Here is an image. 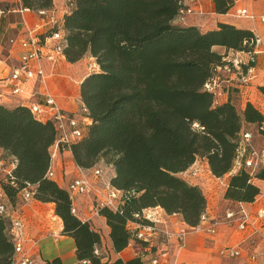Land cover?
<instances>
[{
	"label": "trees",
	"instance_id": "16d2710c",
	"mask_svg": "<svg viewBox=\"0 0 264 264\" xmlns=\"http://www.w3.org/2000/svg\"><path fill=\"white\" fill-rule=\"evenodd\" d=\"M21 2L32 11L54 6L53 0ZM215 3L221 14L233 6L232 0ZM182 4L183 0H72V11L64 20L67 60L76 63L90 55L100 68L81 86L92 124L70 151L76 165L86 169L104 159L115 170L112 184L125 192L117 212L105 209L101 214L116 253L134 240L129 225L138 222L136 215L145 209L161 207L168 215H181L184 227L196 226L207 211V200L198 186L179 174L205 159L215 177H225L233 168L242 134L250 132L245 125L256 126L254 135L264 126L263 113L251 103L243 111L232 101L216 104L215 95L205 90L226 64L227 53L215 48L253 52L254 32L227 24L208 32L176 25ZM248 66L244 63L243 70ZM58 137L55 123L37 118L27 105L0 104V149L16 163L15 186L5 180L1 184L10 204H23L24 190L33 186L35 199L56 205L64 235L75 240L79 261L145 264L142 256L103 263L95 254L101 233L72 214L67 188L47 178ZM254 179L264 181V164L254 175L247 169L231 175L225 199L254 203L262 194ZM10 226L0 215V264L13 262ZM43 264L63 262L55 258Z\"/></svg>",
	"mask_w": 264,
	"mask_h": 264
},
{
	"label": "crops",
	"instance_id": "0c3cea01",
	"mask_svg": "<svg viewBox=\"0 0 264 264\" xmlns=\"http://www.w3.org/2000/svg\"><path fill=\"white\" fill-rule=\"evenodd\" d=\"M53 1V10L62 22V30L66 34L64 20L66 15L72 11V0ZM183 2L193 7L196 13L187 16L183 22L176 18L174 21L176 25L193 26L202 32H208L217 30L222 24H227L239 29L250 30L261 38L262 42L256 49L253 78L248 83H242L222 74L225 80L222 83L221 95L215 96V102L223 104L232 101L241 111L248 103H251L264 115V24L260 20L264 16V0H232V8L222 14L218 13L215 0H197L194 4H189L188 0H183ZM0 7L5 11V14L0 16V27L5 24L4 20L9 21L6 27L9 34L8 42L5 48L0 45V52L7 51L6 56L0 59L2 98L0 104L8 108H15L18 105L44 104L46 96L50 94L64 110L78 113L84 105L81 98V86L90 76L89 66L95 63V59L87 55L76 63H70L65 55L60 56L55 63L43 62L46 74L44 80L36 78L13 82L10 78L11 71L20 64L23 54L21 41L26 37L27 29H31L36 35H41L47 32L48 27L43 26V20L36 11H24L21 0H0ZM241 10H248L255 16V19L240 17L237 12ZM5 15L7 18L2 19ZM215 50L221 54L227 53L228 59L236 56L235 52L227 51L225 48L216 47ZM240 57L245 61L249 59V56L245 54ZM14 87H21L23 93L13 95ZM245 128L252 133L256 131L255 125H245ZM260 138L259 135L254 136L257 146L261 144ZM51 152L53 154L51 165L55 173L53 180L66 188L76 177L78 166L71 151H63L54 145ZM0 156L3 157L2 160L6 166L14 161L12 158H5L1 149ZM6 159H8L7 163ZM195 164L201 169L199 176L186 177L183 173L179 176L201 189L207 200V211L212 218L224 220L228 208L237 210L240 206H244L252 216L264 209V181L256 179L253 181L262 191L254 203H236L225 199L230 174L223 178L215 177L205 159H198ZM0 173L4 172L0 171ZM108 173H110L109 178L115 177L113 167H110ZM74 205L80 220L89 221L92 228L100 233V230L104 231L106 238L102 236V244L98 248L99 253L103 251L110 253L107 257H103L104 262H107L110 257L115 260L121 258L123 261H129L142 256L145 264H149L155 258L159 264H264V241L253 236L250 229L240 231L235 225L226 223L221 224L214 235L190 233L184 242H180L175 238L168 239L165 234H161L146 244L132 241L124 251L116 253L109 236L110 229L106 219L92 217V200L87 196H81L76 198ZM14 209L15 215L19 216L25 225L23 249L35 264H43L55 258H60L63 264H83V261L77 258L75 240L64 235V224L62 219L56 215L54 203H43L32 199L24 201ZM162 212L164 224H161V227L165 232L173 233L185 226L181 215H168L164 210ZM129 228L134 230L136 225L131 223ZM226 247L241 250L242 256L239 258L222 256L221 251ZM253 255L257 256L255 262L249 259Z\"/></svg>",
	"mask_w": 264,
	"mask_h": 264
},
{
	"label": "built area",
	"instance_id": "2783aa9c",
	"mask_svg": "<svg viewBox=\"0 0 264 264\" xmlns=\"http://www.w3.org/2000/svg\"><path fill=\"white\" fill-rule=\"evenodd\" d=\"M196 1L188 0L189 4H194ZM29 10L25 9L24 11ZM36 13L42 18L43 26L48 27V30L46 33L36 35L27 27V35L21 41L23 54L20 64L11 71L10 78L13 82L34 80L36 78L44 80L46 74L42 65L43 62L55 63L60 56H64L67 39L66 34L62 30V22L56 17L54 10L41 9L37 10ZM195 13L196 10L193 7L183 2L177 18L183 22L187 16ZM4 14L5 11L0 7V16ZM237 15L255 19V16L248 10L238 11ZM260 20L264 24V16ZM261 42V38L255 35L254 51L245 54L249 56L247 61L240 57L243 53H236L233 59H225L226 64L224 67L219 68V74L205 85V90L213 93L215 96L221 95L222 83L225 80L222 74L228 75L229 79H237L242 83H248L255 74L256 49ZM244 63L249 64L246 71L243 70ZM89 69L91 72L100 70L96 64L91 65ZM22 93L23 89L21 87H14L12 89L13 95H20ZM1 100L0 94V102ZM28 107L37 118L50 119L55 123L59 132L56 144L61 150H70L74 143L82 140L87 133L88 127L92 124V120L88 115L89 110L85 105L82 106L78 116L74 113L69 114L60 107L55 97L50 94L46 96L44 104H32ZM194 128L202 129L198 124H195ZM258 135L261 137V144L259 146L256 145L254 140V133L246 132L242 134V139L236 150L233 168L229 173L230 175L236 174L243 169L254 173L264 164V126L259 130ZM15 167V161L6 166L2 158H0V171L5 173V182L12 186H15L13 181L15 180L13 176ZM200 173L201 169L196 164L183 172L186 177H197ZM47 178L51 180L55 178L52 165L47 173ZM111 180V178L106 177L104 170L97 165L90 169L78 166L76 177L66 187L72 200V214L77 216L74 201L81 196L92 198L91 212L94 218H103L101 214L105 209L117 212L124 203L125 192L116 188ZM34 195L35 187L29 186L24 190V201L35 199ZM5 199L8 198L3 192L2 187H0V215L11 222L9 234L15 249L12 264H35L23 249L24 222L19 216L15 215L14 207ZM161 211H163L161 207H155L145 209L141 214L136 215L139 221L134 222L136 225L134 229V242L150 243L161 234H165L168 239L175 238L180 242H184L190 233L214 235L223 223L235 225L240 231L250 229L253 236H257L264 241V209L259 210L255 216H252L244 206H240L237 210L228 208L225 212L224 220L212 218L208 211H206L201 215L200 221L196 226L182 227L173 233L165 232L161 228L160 225L163 224L160 215ZM95 254L99 255L98 249L95 250ZM221 255L229 258H239L242 256V251L228 247L221 251ZM249 259L251 262H255L257 261V256H250ZM83 264H90V262L83 261ZM149 264H159V262L155 258Z\"/></svg>",
	"mask_w": 264,
	"mask_h": 264
},
{
	"label": "rangeland",
	"instance_id": "374dc122",
	"mask_svg": "<svg viewBox=\"0 0 264 264\" xmlns=\"http://www.w3.org/2000/svg\"><path fill=\"white\" fill-rule=\"evenodd\" d=\"M7 15H5L2 19H4L5 17H6ZM7 18V17H6ZM1 19V20H2ZM5 24L2 26V27H0V45L1 46H3V48H5V44L8 42V39H9V34L7 33V31H6V27H7V23L9 22L8 21V19H6V20H4L3 21ZM6 53H7V51L6 50H3V51H1L0 52V59H3L2 57H5L6 56ZM94 64H96V63H93L92 65H94ZM97 65V64H96ZM91 66V65H90ZM90 66H89V68H90ZM92 73V72H91ZM61 107V106H60ZM62 108V107H61ZM63 109V108H62ZM64 110V109H63ZM80 110H81V108H80ZM66 111V110H65ZM67 113H69V114H71L72 112H68V111H66ZM80 113V111L78 112V113H74V114H77L76 116H78V114ZM39 119H42V118H39ZM42 120H46V119H42ZM56 146H57V144H55ZM58 147V146H57ZM59 148V147H58ZM63 151H68V149H66V150H63ZM70 151V150H69ZM52 153V152H51ZM5 156V155H4ZM52 157H53V154H52ZM0 158H3L2 156H0ZM7 160L8 159H6V163H7ZM10 160V159H9ZM97 165H99L100 166V168L102 169V170H104V173H105V175H106V177L107 178H109L108 176H109V174L110 173H108V170H110V167H113V166H111V165H109V164H107V162L104 160V159H100L98 162H97ZM255 174V172L253 173V175ZM5 173H0V187H1V184H2V182H4V180H5ZM91 200H92V198H90ZM5 200H7V201H10L9 199H5ZM14 203L16 204V203H18V201L16 200H14ZM163 210V209H162ZM160 215H161V219L163 220V212L161 211V213H160ZM163 224H164V222H162ZM161 226V225H160ZM162 228V227H161ZM101 231V235L103 236V237H105L106 238V235H105V233H104V231L103 230H100ZM226 248H228V247H226ZM224 249V248H223ZM222 249V250H223ZM108 254H110L109 253V251H103L102 253L100 252L99 253V256L100 257H107L108 256ZM225 257V256H224ZM103 261V260H102ZM113 261H115V259L114 258H112V257H110L109 259H108V261L107 262H113ZM107 262H104L103 261V263H107Z\"/></svg>",
	"mask_w": 264,
	"mask_h": 264
}]
</instances>
